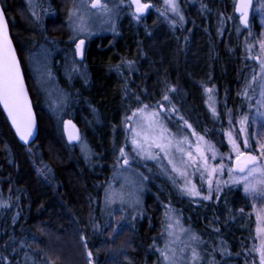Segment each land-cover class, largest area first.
<instances>
[{
    "label": "trees",
    "instance_id": "16d2710c",
    "mask_svg": "<svg viewBox=\"0 0 264 264\" xmlns=\"http://www.w3.org/2000/svg\"><path fill=\"white\" fill-rule=\"evenodd\" d=\"M0 1L39 121L36 141L23 146L0 108V264H164L160 248L169 209L201 239L200 264H259L239 190L194 199L151 172L132 228L110 234L104 208L126 142L123 120L144 104L152 107L167 95L184 121L225 151L228 113L235 118L247 110L249 68L243 38L234 31L237 0H183L188 20L175 28L158 20H119L117 32L89 46L85 73L54 66L68 96L65 118L84 135L92 160L61 131L29 61L38 45L61 42L66 30L58 31L56 18L40 31L25 0ZM51 1L59 16L62 0ZM252 27L259 30L255 21ZM41 32L56 35L49 40ZM206 88L213 89L217 115Z\"/></svg>",
    "mask_w": 264,
    "mask_h": 264
},
{
    "label": "rangeland",
    "instance_id": "374dc122",
    "mask_svg": "<svg viewBox=\"0 0 264 264\" xmlns=\"http://www.w3.org/2000/svg\"><path fill=\"white\" fill-rule=\"evenodd\" d=\"M27 8L30 10L31 14L34 17H38V0H25ZM104 2L108 5V8L111 10L110 15L108 13H100L91 8V0H76L75 8L77 10L76 15L72 16L71 11V20H70V32L72 36V41L76 42L79 39L89 37L87 33H80L76 35L73 30V25L77 22V17H84L87 23V27L92 34L100 33H115L117 32V26L119 23V18L123 14V9L126 6L124 0H104ZM175 4L177 6L178 12H174L171 10L169 3L167 6L163 7L164 11L166 10L165 15L172 20H165L170 27H177L185 24V20H181V16L184 18L183 10L180 8L178 4V0H175ZM124 6V7H123ZM254 21L257 24L259 30L254 29L253 20L249 23V28H244L240 23V20L237 18V26L235 28V33L238 37L243 38V53L248 63V74L245 79L246 84L251 81L252 76L256 75V80L252 82V86L247 89V96H245L247 110L243 115H238L235 118L229 117L227 123L224 124L223 131L225 137L226 148L225 151L221 150L220 147L214 144L211 140L205 139L216 146L219 153L223 154H231L234 158V153H231V146L227 143L226 132L231 131L233 136L237 139L241 144L242 150L253 151L257 148V144L255 141L257 139L264 140V115H260V113H264V104L258 103L260 101L261 96V87H260V68L259 61L252 59L253 56L259 55V43L264 40V0H254V10H253ZM249 45H252L249 50ZM58 58H60L59 65L60 67H66V74L70 70L76 69L82 72V67L79 64V60L76 57V50L74 49L73 56H65V57H57L53 53L49 52L47 48L42 45H38L34 52L31 54L29 61L33 74V78L36 81V85L38 88L44 93L48 107L52 110L54 115L56 116L57 123L61 129V131L65 134V126L64 122L67 121L65 118V110L66 104L68 101V96L66 92L62 89L59 84L58 78L54 73V66H57ZM64 62L62 63V61ZM79 62V63H78ZM85 73L84 71L82 74ZM245 92V90H244ZM209 97V93H207ZM213 103L215 105V94H212ZM163 103L164 109H159L158 104ZM175 108V105L170 101H161L152 107L149 106L148 111L156 110L160 114V118L163 120L164 124L172 130V132L177 133V135H187L189 138L195 142V137L191 135L192 129H188L183 121L180 120L181 115H179L177 109L175 108V112L171 111L172 108ZM135 111V110H134ZM128 114L123 120V128L126 142L122 147L126 154V158L129 160V165L122 166V161L125 157L121 156L120 150L118 153V158L115 166V171L111 177L109 185L106 189V192L115 191L119 193L122 190L127 192L129 190L135 191L136 195L139 197V203L135 206L130 204H122L120 200L117 198L115 203L106 204L104 201V208L107 211L106 213L110 215V234H115L116 232L113 229L117 228V225L121 227H133L135 224L134 217L137 216V212H139L142 207L144 201V195L147 191L146 181L148 175L151 172L157 173L162 178L171 181L176 186L179 187L180 191L194 199L203 198V196H189L184 191H182L180 185L183 182L182 178L178 176L177 173L173 172L171 169V165L168 164L167 159L161 157L159 161L157 160H149L145 159L142 156L137 155L131 146V133L128 129V124H135L138 116L133 117V112ZM247 116L246 121V133L241 132L239 120L241 117ZM132 117V120H128L126 118ZM184 119V118H183ZM229 119H231V123H229ZM80 132V131H79ZM248 136L250 147L245 149L242 141L244 135ZM81 140L84 144L88 146L90 149L85 137L83 134L80 135ZM77 147L82 151L85 158L88 160H92L94 155L90 149L89 152H85L82 150L83 145L81 142L76 141ZM176 159L179 160V154H176ZM221 157L218 155L215 160H212L211 154H209L210 163H219ZM224 162L226 164H230V162L226 159ZM189 174L193 173V169L189 167L187 169ZM125 177L128 180H132L136 182V186H132L126 183ZM146 179V181H145ZM189 179H192L196 182L198 188L204 194H207V186H206V177L205 181H201L199 172H195L194 174L189 176ZM220 177L213 178V187L215 188V182ZM223 179L227 180V171H225V175ZM239 190L242 198L246 203L247 212L246 215L248 219L251 221L253 225V239L256 242V247L260 243V235L257 233L256 229L260 226V222L257 219V210L260 208H264V198L256 197L253 198L250 194H246L243 191V185H233L230 182L228 184H222L220 187V191H214L212 193L213 200L218 197V195L222 194L226 189ZM205 200V199H203ZM210 201V200H207ZM232 202V199H231ZM178 221V222H177ZM169 224H172L173 227L169 229ZM118 229V230H119ZM171 233V234H170ZM117 235V233L115 234ZM57 240V238H56ZM202 241L199 239L189 228V226L183 222L181 217L178 215L176 211H171L170 209L165 214L163 220V242L160 250L162 249L163 254L165 252L168 253L169 258L174 256L175 264H200V256L202 251ZM193 250L196 252V256L193 257ZM164 264H170V259L166 258L165 255Z\"/></svg>",
    "mask_w": 264,
    "mask_h": 264
},
{
    "label": "snow or ice",
    "instance_id": "6c2138e0",
    "mask_svg": "<svg viewBox=\"0 0 264 264\" xmlns=\"http://www.w3.org/2000/svg\"><path fill=\"white\" fill-rule=\"evenodd\" d=\"M169 6L172 11L178 12L175 0H168ZM131 4L135 6L136 19H140V14L145 13L151 5L149 3L142 2V0H131ZM251 5V0H239V4L236 11L240 13V20L244 25L248 24V10ZM91 8L100 13H108L110 15L111 10L104 0H91ZM76 8L72 10V16L76 15ZM181 20L183 17H180ZM71 19V17H70ZM73 30L76 35L80 33H92L87 27V23L84 17H77V22L73 25ZM85 40L79 39L76 43L77 53L83 57L84 55ZM249 50L252 45H249ZM260 54L255 55L252 59L259 61L260 68V87L261 99L258 101L260 104H264V40L259 43ZM131 61L128 62L129 67ZM256 80L254 74L245 86V92L247 96V89L252 86V82ZM175 91L174 88L170 89ZM209 93V108L214 115H217L216 108L211 101L213 97L211 93L212 88L205 89ZM164 101H169L167 95L163 96ZM0 102L3 103L4 108L7 110L9 117H11L12 124L15 126L16 132L22 141H29L36 128L35 115L32 111L31 101L28 97L26 86L24 83L23 73L20 67V60L17 57L16 49L12 43L11 36L8 30L7 18L3 7H0ZM159 109H164V104L160 103L157 106ZM149 105L144 104L142 107L137 108L133 112V117L138 116L135 124H128V129L131 133V146L133 151L149 160L159 161L161 157L166 158L173 172L177 173L182 178L180 185L182 191L189 196H203L205 200H212L214 191L219 192L222 184L243 185V191L246 194H250L253 198H264V140L257 139L255 143L257 148L253 151L242 150L240 142L233 136L231 131L226 132L227 143L231 146V153H234V158L231 154L219 153L214 144L207 141L204 135L197 133L195 129H192V125L187 121H183V117L180 120L188 129H192L191 135L194 136L195 142H193L187 135H177L168 128L163 120L160 118V114L156 110L148 111ZM171 111L175 112L173 107ZM231 117V113H228ZM264 115V113H260ZM132 120V117L126 118ZM246 121L247 116H243L239 120L241 132L246 133ZM231 123V119H229ZM65 130L67 132V139L69 141H79L83 145L82 150L89 152L90 149L81 140L80 132L76 128V125L72 120L64 122ZM245 149L249 148L248 136L245 134L242 141ZM122 157H125L122 161V166L129 165V160L126 158L124 149H120ZM179 154V160L176 159V154ZM209 154H211L212 160H215L219 155L221 157L219 163H210ZM226 159L230 164L224 162ZM191 167L193 173L199 172L201 181H205L207 194H204L198 188L196 182L189 179L187 169ZM227 171L228 179H223ZM220 177L215 182V188L213 187V178ZM127 184L136 186V182L128 180L125 177ZM119 199L122 204L137 205L139 203V197L135 191L129 190L127 192L122 190L119 193L115 191L106 192L105 203H115L116 199ZM242 211V210H241ZM257 219L260 222V226L256 231L260 235V243L255 247L254 251L258 253L259 264H264V208L257 210ZM178 222V221H177ZM120 225H117L114 232H118ZM169 229L173 227L169 224ZM171 234V233H170ZM88 257L91 258L93 253L89 250ZM193 257L196 256L195 250H193ZM166 258H169L168 253H164ZM170 264H175V258L172 256Z\"/></svg>",
    "mask_w": 264,
    "mask_h": 264
},
{
    "label": "flooded vegetation",
    "instance_id": "af4514ba",
    "mask_svg": "<svg viewBox=\"0 0 264 264\" xmlns=\"http://www.w3.org/2000/svg\"><path fill=\"white\" fill-rule=\"evenodd\" d=\"M126 3V6L123 9V14H127L128 17H124L123 14L120 16L119 20H135L137 22L140 21H144V20H158L160 22H164L165 25L169 24L165 21V20H172L171 18L167 17L165 15L166 10L164 11L163 7L167 6L168 0H142V2L145 3H149L151 5V7L143 14H140V19L137 20L136 16L134 15L135 13V6L131 4L130 0H124ZM76 0H62V7L60 14L58 16V12L54 9V5L52 4L51 0H38V17H36V20L38 21V23L40 24V31H44L47 28L45 25L46 23H49V20L53 21V19L55 20L56 18L59 20L57 23V28L58 31L60 32L62 29L66 30V34L62 37H60V33H57V36L61 38V42L60 41H56L54 44H48V43H41L42 46H44L45 48H47V50L51 53H53L54 55H56L57 57H65V56H73L74 55V49L76 50V43H78L79 40H77L76 42L72 41V36H71V32H70V15H71V11L73 10ZM198 4L202 3V0H197ZM178 4L180 6V8L183 10V13L185 12L184 10V5H183V0H178ZM28 7V6H27ZM237 18L240 20V18L237 16ZM183 20H188L187 17L185 16L184 13V18ZM254 20V17L252 15L251 21ZM250 21V23H251ZM251 25V24H250ZM249 25V26H250ZM249 26L247 28H249ZM170 27V26H169ZM45 28V29H44ZM47 34V33H46ZM55 36L56 34H51L49 36H45L47 38H49L51 36ZM108 35L107 33H95V34H91L89 37L86 38H82L85 40V45H84V55L83 57H81L77 51H76V57L79 60V64L81 65V67H85L84 65V58L88 52L89 46L91 45V43L95 42H100L101 40H103V36ZM41 37H44V34H42L41 32ZM44 37V38H45ZM72 38V39H71ZM52 40V39H51ZM60 62V58H58L57 61V66L60 67L59 65ZM64 62V60L62 61V63ZM77 128V126H76ZM78 129V128H77ZM67 135V134H66Z\"/></svg>",
    "mask_w": 264,
    "mask_h": 264
},
{
    "label": "water",
    "instance_id": "95a60500",
    "mask_svg": "<svg viewBox=\"0 0 264 264\" xmlns=\"http://www.w3.org/2000/svg\"><path fill=\"white\" fill-rule=\"evenodd\" d=\"M130 1H131V0H130ZM238 4H239V0H237L236 8H237ZM0 7H3L2 4H1V1H0ZM253 10H254V0H251V5H250L249 10H248V24H247V25H244V24L241 22V20H240V23L242 24V26H243L244 28H247V27L249 26V23H250V21H251L252 15H253ZM142 14H143V13H142ZM236 15L240 18V13H239V12L236 11ZM5 16H6V13H5ZM6 18H7V16H6ZM7 23H8V30H9V34H10L11 39H12V43H13L15 49H16V46H15V44H14V41H13V38H12V35H11V30H10V26H9L8 19H7ZM16 54H17V57H18L19 60H20V67H21V71H22V73H23L24 83H25V86H26V90H27L28 97H29V99H30V101H31L32 111H33V113H34V115H35V120H36V128H35V130H34V132H33L32 137L29 139V141L25 142V141H22V140L20 139L19 134L16 132L15 126L12 124L11 117H9L8 112H7V110L4 108V105H3L2 102H0V108H1V110H2V112H3V114H4V116H5V118H6V120H7V122L9 123V125H10V127H11V129H12V131H13V133H14V135L16 136L17 140H18L23 146H29V145L33 144V143L36 141V139H37V137H38V135H39V121H38L37 111H36V109H35V106H34V103H33V99H32V97H31V93H30V90H29V86H28V84H27V80H26L25 72H24V69H23V66H22V62H21L20 56H19V54H18V52H17V49H16ZM66 134H67V132H66ZM71 142H76V141H71Z\"/></svg>",
    "mask_w": 264,
    "mask_h": 264
}]
</instances>
